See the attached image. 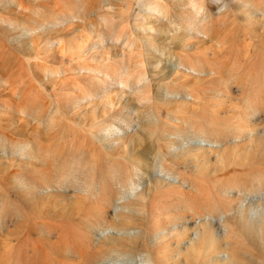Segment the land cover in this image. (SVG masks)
I'll use <instances>...</instances> for the list:
<instances>
[{
  "label": "rangeland",
  "instance_id": "obj_1",
  "mask_svg": "<svg viewBox=\"0 0 264 264\" xmlns=\"http://www.w3.org/2000/svg\"><path fill=\"white\" fill-rule=\"evenodd\" d=\"M193 121L209 132L248 134L209 143L190 130ZM144 142L147 164L137 158ZM260 157L264 0H0V264H21L38 244L25 234L32 225L56 228L51 240L62 226L78 234L82 220L92 228L99 183L117 185L110 168L119 160L131 181L95 236L120 251L100 264H264V222L250 211L264 196L226 213L227 230L214 223L219 252L211 228L194 242L196 223L178 220L200 205L196 186L215 207L226 203L220 190L229 183L258 185ZM85 174L95 175L92 183ZM31 206L73 219L37 217ZM119 221L129 228L115 227ZM44 255L45 264L79 261Z\"/></svg>",
  "mask_w": 264,
  "mask_h": 264
},
{
  "label": "bare ground",
  "instance_id": "obj_2",
  "mask_svg": "<svg viewBox=\"0 0 264 264\" xmlns=\"http://www.w3.org/2000/svg\"><path fill=\"white\" fill-rule=\"evenodd\" d=\"M201 70L203 71V69H201ZM157 105L159 106V109L163 112L168 110V106L162 105L160 103V101H157ZM254 110L256 111V108ZM257 110H259V109H257ZM191 124L192 125L190 126V130H193L196 133H198L199 135L204 136V139L207 140L209 143L210 142H224V143H226L232 139L243 138L244 136H246V134H248L247 131H244V129L241 128V129H234V130L230 131L227 135H223V133H214L213 131L212 132L207 131L204 127L199 126V124L195 121H193ZM251 131H253V130L251 129L250 132ZM142 145H143V147L140 148L139 153L137 155V158H138L140 163L147 164L148 158H149V151L151 150V147L148 143H145V142L142 143ZM200 145H201L200 146L201 148H205L206 150H210V149H213L216 151L218 150V149L212 148L210 145H205L203 143ZM62 154L63 155L61 157V160L63 161L65 159L66 154L65 153H62ZM202 154L203 153H201V155ZM50 159H49V162H50ZM54 161H57V160H54ZM101 162H103V161H101ZM254 162H255L254 165L257 162L260 163L259 165H261V164L264 165V158L260 157V159H258L257 162L256 161H254ZM51 163H52V161H51ZM56 163H57V165H56V168H57L59 162H56ZM46 164H50V163H46ZM53 164L54 163H52V165ZM114 164H117V166L115 168H110V169H111V173L114 174V176H115V182L117 183V185L116 184L114 185V183L111 180H109V182H110L109 184H106V183L101 184V183H99L100 180L98 181V183L100 185L97 189V195L95 197V199H96L95 201L98 202V205L99 204L101 205V214L99 213L100 217H99L98 221H95V220L93 221L92 228L89 229V227L82 220V221H80V224L78 225V228H77L79 230L78 234L74 230H71V229H68V231H67L68 227L66 228V227L62 226L61 234L59 235L58 239L51 240L49 237V234L53 233L56 228L50 227V229L48 230V233H45V232H42L41 230H39V228H37L36 226L32 225L31 227H29L25 231V234L28 237H32V238L36 235V239L38 241V244L30 250L25 248L26 250H28V252L25 253L28 256H26L27 258L25 256L23 257V255H25L24 253L21 255V257H20V258H22L21 264H38V262L41 261V259L39 260V258H42L43 257L42 255H44L43 253H45V254L47 253L51 259L57 260V261H66V262L72 261L73 262V261L79 260L77 262L78 264H100L101 262H107L109 260H114L113 258H115L119 254L118 252L120 251V246H119L120 244L117 245V243H112L106 237H104L101 240H99L98 242H96V236H95V235H98V232L96 233L95 230L104 227L105 219L108 220V218L110 216V211L112 209H114L116 207V205H118L117 201L121 200L122 197H124V193L126 191V186H128L130 181H131L130 173L128 171L129 164L124 160L116 161ZM249 164H250L249 167L250 166L254 167L253 163H252V165H251V163H249ZM53 166L51 167L49 165L47 168H49V167L53 168ZM124 167H125V169H124ZM51 168H49V171H51ZM255 169H256V167H255ZM54 170L57 171L56 169H54ZM96 170H98V167H96ZM90 172H92V171H90ZM96 172L99 173V171H96ZM50 173H53V172H50ZM57 173H59V172H57ZM96 176H98V174H96ZM53 177H55V176H53ZM79 177H81V176H79ZM93 177L91 175L85 174V177H83V178L85 179V181L92 183L91 180ZM32 179L36 180V178H33V177H32ZM95 180H98V178H96ZM95 180L93 183H95ZM259 181L260 182L258 183V185L254 186V187L251 185H248L245 183L242 184L239 182L229 183L225 188H223V190H220L222 192L221 193L222 198L225 199L226 203L223 205H219L217 202L213 201L215 204V207H212V205H211L212 201L210 202V199L207 196V192L200 185L196 186L197 191H198L199 196H200V200H201L200 205L196 209H192L193 213H192L191 217H188L187 214H184L178 220L183 225L187 224V222H189V221L196 223V225L192 228V231H191V233L196 234V237L194 236L192 238L194 240V242H195V240L198 242H204V237H205V235H207L208 231L211 228V230H213L212 232H213V236H214V239L212 240V242H213L212 245L215 248V250L219 252V247L216 245L217 242L215 239L216 230L212 229L214 223L215 222L220 223L221 227H224L227 230V223L223 222L224 221L223 217H224V215H226V213L233 211V210L234 211L236 210L239 212L240 209L243 207L244 199H246V198L251 197L252 200H256V199H258V197L264 196V179L259 178ZM34 182L36 183L37 186H39V185L40 186H43V185L44 186H51V180L48 177L43 178V179L40 178V180L38 179ZM71 183H72V181H71ZM78 184H80V183H78ZM83 184H85V183H83ZM82 185H80L79 187H81ZM93 185H95V184H93ZM34 192H35V190H34ZM235 193H236V195H234ZM154 195H156V193ZM81 197H83V196H80V198ZM211 197L212 196H210V198ZM220 201H222V200H220ZM93 202H94V200H93ZM223 203H224V201H223ZM119 205H120V207L121 206H128L127 204H121V203ZM93 206H95V205H93ZM261 206H263L262 209H261ZM31 207H32L31 211H32L33 215L40 213V214H43L45 216H47V215L54 216V217L57 216L58 219L60 218L63 220L70 219V218L73 219L71 217L72 214H69V212L54 211V214H50L51 210H46V209L42 210L41 209V211H39L35 208V206H31ZM90 208H92V207H90ZM250 208H251L250 211L251 210L255 211V215L257 217H261L262 222H264V200L258 201L257 203H254V204L252 203L250 205ZM89 210H91V209H89ZM82 214H83V212H82ZM21 215L24 217L26 215L28 216V214H26V213H22ZM76 215H78V214H76ZM76 215H75V217H76ZM79 215H81V213H79ZM38 216H40V215H38ZM54 217H49V218L54 219ZM198 217L202 218L203 221L200 220L197 222ZM78 218H80V217L78 216ZM112 219H115V218H112ZM74 222H76V221H74ZM73 223H72V225H73ZM129 225H130L129 221H119L118 224H114V226L118 227L119 229L129 228ZM185 232L189 233V228H187V226L185 228ZM205 240H206V237H205ZM237 241H239V240L237 239ZM107 243H110V244H107ZM235 243L236 244L240 243V241L235 242ZM45 244H47V245L45 246ZM135 244H136V242L133 244V246H136ZM243 244L242 245L238 244V246L241 245V247H242L245 245V246L249 247V245H246V244L243 245ZM234 246H235V244H234ZM234 246H233V248H234ZM245 246L242 248H245ZM237 247L235 246L236 250L232 248L230 251H233V250H235L236 252L239 251V249H237ZM254 247L255 246H253V248ZM124 249H125V251H127L126 248H124ZM247 249H249V248H246V250ZM24 250H22V251H24ZM240 250H241V248H240ZM251 251H253V249ZM243 252L244 251H242V253ZM229 253H230V255H232L231 252H229ZM249 253H250V251H249ZM46 255H44V256H46ZM253 255H254V253L252 254V256ZM257 256L260 257V255H257ZM231 257H233V256H231ZM254 257L256 258V256H254ZM261 257H263V256H261ZM238 258H240V257H238ZM51 259H49V260H51ZM263 259L264 258H261L262 261H263ZM246 260H247V257H246ZM246 262L248 264L253 263V262L249 263L250 261L249 262L246 261ZM9 263H11V262H9ZM9 263H7V264H9ZM43 263H44V260L41 264H43ZM51 264H52V262H51Z\"/></svg>",
  "mask_w": 264,
  "mask_h": 264
}]
</instances>
